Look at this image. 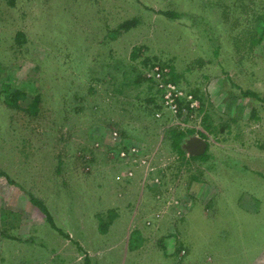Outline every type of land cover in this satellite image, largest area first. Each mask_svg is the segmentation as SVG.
I'll list each match as a JSON object with an SVG mask.
<instances>
[{
	"label": "rangeland",
	"instance_id": "374dc122",
	"mask_svg": "<svg viewBox=\"0 0 264 264\" xmlns=\"http://www.w3.org/2000/svg\"><path fill=\"white\" fill-rule=\"evenodd\" d=\"M262 99L264 0H0V264H264Z\"/></svg>",
	"mask_w": 264,
	"mask_h": 264
},
{
	"label": "built area",
	"instance_id": "2783aa9c",
	"mask_svg": "<svg viewBox=\"0 0 264 264\" xmlns=\"http://www.w3.org/2000/svg\"><path fill=\"white\" fill-rule=\"evenodd\" d=\"M158 69H159V71H158ZM161 69L159 68V67H154L152 70H150L149 71V73H148V76L150 77H152V79H154V80H157V84H158V86H159V88H163L161 91H162V97H161V107L162 108H165L166 110H168V111H170L172 114H177V102H176V100H178V99H180V98H182L183 96L185 97V95L184 94H182L178 89H177V87L175 86V85H173L172 83H169V82H166V81H164L163 82V80H162V77H161ZM186 99V101H188V105H189V107H196L197 106V104H196V102L194 101L195 99H193L192 97H191V95H188V96H186L185 97ZM179 101V100H178ZM155 116L156 117H158L159 116V114H155ZM131 147V149L130 150H132L131 151V153H130V155L129 156H131L132 154H133V152H137L136 151V149L134 148V146H130ZM121 156H126V154H125V152H122L121 153ZM128 160V164H131L130 162H129V158L127 159ZM135 158H133V162H135ZM143 162V161H142ZM134 164H137V163H134ZM155 170H157V168H151L150 167V172H153V171H155ZM132 177V172L131 171H127V172H125L124 174H118L117 176H116V180H119V179H123V178H131ZM147 175L145 176V177H143V180L144 181H146L147 180ZM151 183L152 184H155L154 186H157L159 183H160V181H159V176H156L155 175V177L154 176H152V179H151ZM173 202H174V204L176 205V202L175 201H173V200H165L164 202H163V204H162V206H160V210L159 211H157L154 215H153V219L154 220H156L157 219V221H158V219L161 217V216H163V215H167V210L169 209V206H173ZM176 214H178V212H176Z\"/></svg>",
	"mask_w": 264,
	"mask_h": 264
},
{
	"label": "trees",
	"instance_id": "16d2710c",
	"mask_svg": "<svg viewBox=\"0 0 264 264\" xmlns=\"http://www.w3.org/2000/svg\"><path fill=\"white\" fill-rule=\"evenodd\" d=\"M8 1H10V0H8ZM160 13L163 14L164 16H167V17L174 16V13H170V12H165V11L163 12L162 11ZM130 24H131V20H127L126 22H124L122 25H119V26L124 28V29H127V28H129ZM16 36L17 37H21V34L20 33H16ZM245 93L253 95V93H249V92H245ZM153 100H155V99H153V98H152V100L149 99V101H153ZM158 100H159V98H158ZM262 100L264 101V99H262ZM157 101L153 102V106H154L153 109L154 110H159V109L161 110V105ZM178 106L180 107V110L178 109L177 116L180 115V111H181L182 106L187 108V103L185 101H183ZM200 107H201V103H200ZM158 118L160 119L161 122L162 121H164V122L166 121V120H162L163 117H158ZM158 118H156V119H158ZM188 133L191 134L192 133V129H184V131H180V130L176 129L175 127H169V128L166 129V132H165V134H166L165 143L166 144L168 143L167 145H168L169 149L171 151L175 152L176 155H178V157L181 160L184 159L185 154H186L185 150H183V148H182V144H183V140L187 137ZM0 176L5 177L8 183H13V181L9 177L7 178L6 174L0 172ZM35 202H38V201H35ZM38 203H40V202H38ZM110 215H109V220L108 221L99 222V224H98L99 227L98 228L100 230H103V231L105 230L104 226H105V224H108V222L110 221V219H111ZM44 217H45V220H47V221L49 220V218L46 215ZM51 226L54 227L53 224ZM131 243H132V241H131ZM134 246L135 245L133 244L131 247H134Z\"/></svg>",
	"mask_w": 264,
	"mask_h": 264
},
{
	"label": "water",
	"instance_id": "95a60500",
	"mask_svg": "<svg viewBox=\"0 0 264 264\" xmlns=\"http://www.w3.org/2000/svg\"><path fill=\"white\" fill-rule=\"evenodd\" d=\"M206 147V142L198 136H190L188 137L184 143H183V150L185 149V151L191 155V156H195V155H200L204 152Z\"/></svg>",
	"mask_w": 264,
	"mask_h": 264
},
{
	"label": "crops",
	"instance_id": "0c3cea01",
	"mask_svg": "<svg viewBox=\"0 0 264 264\" xmlns=\"http://www.w3.org/2000/svg\"><path fill=\"white\" fill-rule=\"evenodd\" d=\"M131 218V217H130ZM0 228H3V229H5L6 231H9V230H11V229H14V228H16V226L14 225H7V222L6 221H4V222H0ZM30 231V229H28V232ZM5 237H12V234H10V236H9V234H5ZM3 247H4V242H2V237H0V249H3ZM26 250V249H25ZM21 250H19V252H20ZM23 251H24V249H23ZM1 253V252H0ZM1 256V255H0ZM33 259V262H32V264H40V262L39 261H37V259L36 258H32ZM22 261V260H21Z\"/></svg>",
	"mask_w": 264,
	"mask_h": 264
}]
</instances>
